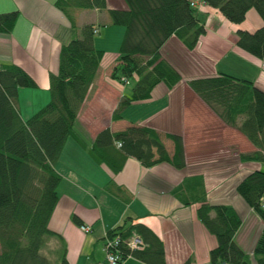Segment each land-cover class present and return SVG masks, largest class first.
Returning <instances> with one entry per match:
<instances>
[{
  "label": "crops",
  "instance_id": "crops-1",
  "mask_svg": "<svg viewBox=\"0 0 264 264\" xmlns=\"http://www.w3.org/2000/svg\"><path fill=\"white\" fill-rule=\"evenodd\" d=\"M54 1L0 0V12L18 11L11 31L0 32V64H19L37 82L34 87L18 88L19 113L26 119L50 99L49 77L58 70L61 45L81 37L85 24L98 28L93 32V44L104 53L74 126L86 146L68 136L55 162L60 174L58 199L48 224L64 239L69 263L96 264L103 260L104 232L130 216L159 236L166 264H182L187 258L191 262L209 264V251L217 242L216 236L199 219L196 211L199 202H186L179 188L190 177L191 186L185 185L188 192L203 188L210 202L228 203L238 211L242 223L235 239L249 253L251 264H256L253 247L263 222L237 192L236 185L252 169L263 168L264 162L242 156L253 150L254 145L236 127L225 123L191 88L188 79L224 71L250 79L264 89V58L242 50L235 43L237 27L252 30L262 24L258 12L250 8L243 21L234 23L219 8L200 4L199 12L206 30L195 46L188 48L171 34L160 48L161 55L182 78L172 86L158 82L149 97L132 101L122 111L120 119L112 120L111 111L118 97L130 94L137 78L135 74L128 78L130 81L121 82L110 75L118 61L124 26L111 23L107 9L96 7L76 9V26H73ZM106 1L108 6L126 7L124 0ZM102 83L111 87L99 101L96 91ZM82 113H86L88 119L81 118ZM102 114L105 115L101 117ZM129 123L182 134L186 164L176 167L160 161L145 166L137 158L128 156L122 168L114 172L93 159L87 147L95 133L107 125L119 129ZM164 142L172 152V141L164 138ZM195 177L202 178V188H193ZM73 214L90 225V231L82 230L80 224L73 221ZM48 241L54 257L57 256L59 238L50 236ZM117 264L150 263L128 255Z\"/></svg>",
  "mask_w": 264,
  "mask_h": 264
},
{
  "label": "trees",
  "instance_id": "trees-1",
  "mask_svg": "<svg viewBox=\"0 0 264 264\" xmlns=\"http://www.w3.org/2000/svg\"><path fill=\"white\" fill-rule=\"evenodd\" d=\"M126 7H112L106 0H55L54 4L76 26L75 10L106 8L111 23L124 26L118 61L111 76L121 82L137 75L130 94H121L111 111V119L122 117L132 102L147 98L160 81L168 86L182 78L180 72L160 52L161 45L176 35L188 48H193L206 30L199 7L191 0H124ZM219 8L231 22L239 23L254 8L262 24L249 30L237 27L236 45L242 50L264 58V0H202ZM18 16L16 9L0 12V32L11 31ZM90 24L82 27L83 35L61 45L58 70L49 77L50 99L28 118L23 119L17 105L18 88L34 87L36 80L16 63L0 64V264H52L42 252L50 236H57L58 264H70L61 234L49 227V219L58 199L60 174L55 162L68 136L82 145L84 139L75 131L78 111L97 75L104 51L93 44ZM191 88L227 124L236 127L254 145L242 154L264 162V89L252 80L219 71L212 75L188 79ZM173 143L172 152L164 142ZM89 154L112 171L120 170L128 156L150 166L167 161L176 167L186 164L182 134L141 124L129 123L112 129L100 128L87 147ZM189 178L179 187L186 202L198 201L197 215L216 236L209 251V264H251L249 253L235 239L242 223L238 211L228 203H213L202 190V178ZM188 181V182H187ZM237 192L253 208L263 222L253 247L256 264H264V167L246 173L236 185ZM121 188L118 186V193ZM117 193V192H116ZM75 223L82 220L72 215ZM108 237L118 235L117 244L126 257L133 255L150 264H166L164 246L159 236L143 222L130 216L106 231ZM137 235L141 248H131L127 239ZM103 235V243H104ZM103 245V244H102ZM182 264H192L185 259Z\"/></svg>",
  "mask_w": 264,
  "mask_h": 264
},
{
  "label": "built area",
  "instance_id": "built-area-1",
  "mask_svg": "<svg viewBox=\"0 0 264 264\" xmlns=\"http://www.w3.org/2000/svg\"><path fill=\"white\" fill-rule=\"evenodd\" d=\"M191 5L198 6L200 4H205L202 0H191ZM97 31V29H94ZM80 228L85 232L90 231L91 227L88 224L81 223ZM104 243H103V250H104V259L98 261L96 264H117L119 263L125 256L121 253L120 249L118 248L117 244L120 240L118 235L108 237L106 235V231L104 232ZM127 244L131 248H141L142 247V240L137 235H133L127 239ZM192 264H199L196 262H192Z\"/></svg>",
  "mask_w": 264,
  "mask_h": 264
},
{
  "label": "rangeland",
  "instance_id": "rangeland-1",
  "mask_svg": "<svg viewBox=\"0 0 264 264\" xmlns=\"http://www.w3.org/2000/svg\"><path fill=\"white\" fill-rule=\"evenodd\" d=\"M101 27H103V25H101ZM94 29H98L97 27H94L93 28V31H94ZM95 32V31H94ZM96 35V34H95ZM111 73V72H110ZM111 75V74H110ZM107 81H108V79H106ZM131 79H129L128 81H130ZM109 82V81H108ZM110 87L111 86H109L107 83H102V84H100L99 85V88H100V90L99 91H96L97 93H96V95H97V99L100 101L101 100V97L103 96V95H107V93H108V91L110 90ZM101 96V97H100ZM95 98V99H96ZM110 99V98H109ZM108 100V99H107ZM111 100V99H110ZM86 114V113H85ZM84 113H82L81 115H80V117L81 118H83V117H85L86 115H85ZM105 114H102L101 115V117H103ZM29 117V116H28ZM88 115L86 116V119H88ZM106 118H108L107 117V115H106ZM42 252L43 253H45L46 255H48V257L50 258V260H51V262H52V264H58V258H57V256H55L54 257V254H53V252H52V248H51V242H47L43 247H42Z\"/></svg>",
  "mask_w": 264,
  "mask_h": 264
}]
</instances>
